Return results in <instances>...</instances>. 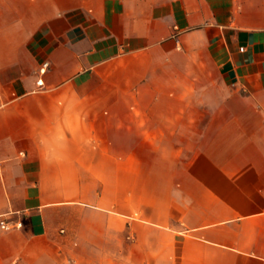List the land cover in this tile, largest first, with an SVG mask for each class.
<instances>
[{"label": "crops", "instance_id": "obj_1", "mask_svg": "<svg viewBox=\"0 0 264 264\" xmlns=\"http://www.w3.org/2000/svg\"><path fill=\"white\" fill-rule=\"evenodd\" d=\"M0 264H264V0H0Z\"/></svg>", "mask_w": 264, "mask_h": 264}, {"label": "built area", "instance_id": "obj_2", "mask_svg": "<svg viewBox=\"0 0 264 264\" xmlns=\"http://www.w3.org/2000/svg\"><path fill=\"white\" fill-rule=\"evenodd\" d=\"M1 225H2V227H4V228H8L7 224L4 223L3 221L1 222Z\"/></svg>", "mask_w": 264, "mask_h": 264}]
</instances>
